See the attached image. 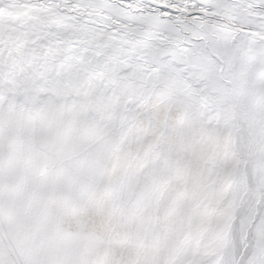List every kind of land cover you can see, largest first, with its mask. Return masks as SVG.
<instances>
[{
	"label": "snow or ice",
	"instance_id": "6c2138e0",
	"mask_svg": "<svg viewBox=\"0 0 264 264\" xmlns=\"http://www.w3.org/2000/svg\"><path fill=\"white\" fill-rule=\"evenodd\" d=\"M0 264H264V0H0Z\"/></svg>",
	"mask_w": 264,
	"mask_h": 264
}]
</instances>
